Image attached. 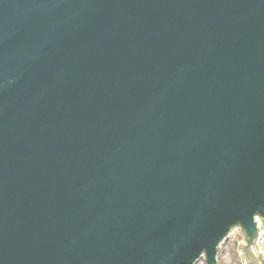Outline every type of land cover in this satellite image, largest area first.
Masks as SVG:
<instances>
[{"label": "water", "instance_id": "1", "mask_svg": "<svg viewBox=\"0 0 264 264\" xmlns=\"http://www.w3.org/2000/svg\"><path fill=\"white\" fill-rule=\"evenodd\" d=\"M236 228L259 260L264 0H0V264H216Z\"/></svg>", "mask_w": 264, "mask_h": 264}, {"label": "rangeland", "instance_id": "2", "mask_svg": "<svg viewBox=\"0 0 264 264\" xmlns=\"http://www.w3.org/2000/svg\"><path fill=\"white\" fill-rule=\"evenodd\" d=\"M235 244H240L238 229H234L228 239L218 247L216 264H241L237 262ZM195 264H203V257ZM255 264H264V258Z\"/></svg>", "mask_w": 264, "mask_h": 264}, {"label": "bare ground", "instance_id": "3", "mask_svg": "<svg viewBox=\"0 0 264 264\" xmlns=\"http://www.w3.org/2000/svg\"><path fill=\"white\" fill-rule=\"evenodd\" d=\"M238 229V228H236ZM234 231L231 230L229 233H228V237L230 236V234ZM258 235L257 236V239L255 240V244H256V248H257V253H258V257H259V260H253V263L252 264H255V263H258L260 262L263 258H264V243H263V239H262V235H261V232H257L255 233V235ZM228 237L226 239H228ZM224 239L220 244L219 246L226 240ZM218 246V247H219ZM218 251V250H217ZM217 256V255H216Z\"/></svg>", "mask_w": 264, "mask_h": 264}]
</instances>
